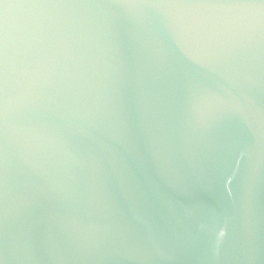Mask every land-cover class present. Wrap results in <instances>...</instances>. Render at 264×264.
Instances as JSON below:
<instances>
[{
    "label": "water",
    "instance_id": "95a60500",
    "mask_svg": "<svg viewBox=\"0 0 264 264\" xmlns=\"http://www.w3.org/2000/svg\"><path fill=\"white\" fill-rule=\"evenodd\" d=\"M40 2L56 13L43 95L0 116V264H264V44L205 63L160 17ZM25 140L68 155L30 165ZM249 179L245 233L227 218Z\"/></svg>",
    "mask_w": 264,
    "mask_h": 264
},
{
    "label": "clouds",
    "instance_id": "9594fccd",
    "mask_svg": "<svg viewBox=\"0 0 264 264\" xmlns=\"http://www.w3.org/2000/svg\"><path fill=\"white\" fill-rule=\"evenodd\" d=\"M113 4V15L134 23L162 18L174 41L205 63L224 51L264 44V0H113ZM55 25L56 13L40 0H0V116L42 97L47 61L43 42ZM20 152L30 165L49 153L68 155L62 145L51 141L25 140ZM145 175L146 194L163 197L170 190L159 173H150L146 167ZM227 219L251 232L254 179L245 182ZM226 237L227 222L218 230L217 249Z\"/></svg>",
    "mask_w": 264,
    "mask_h": 264
}]
</instances>
